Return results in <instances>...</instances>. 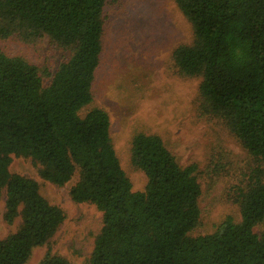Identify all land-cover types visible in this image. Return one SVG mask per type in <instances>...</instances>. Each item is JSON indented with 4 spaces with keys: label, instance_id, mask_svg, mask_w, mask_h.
I'll use <instances>...</instances> for the list:
<instances>
[{
    "label": "trees",
    "instance_id": "obj_1",
    "mask_svg": "<svg viewBox=\"0 0 264 264\" xmlns=\"http://www.w3.org/2000/svg\"><path fill=\"white\" fill-rule=\"evenodd\" d=\"M109 0H0V39L46 35L70 54L54 70L0 49V264H24L65 218L36 180L11 172L12 156L29 158L38 175L93 204L100 231L84 264H264V0H174L191 23L192 41L172 52L182 76L199 77V111L222 121L253 164L236 187L240 220L193 236L202 194L195 163L181 166L162 138L133 135L130 160L146 176L133 190L114 148L108 113L89 107L103 51ZM39 264H72L47 252Z\"/></svg>",
    "mask_w": 264,
    "mask_h": 264
},
{
    "label": "rangeland",
    "instance_id": "obj_2",
    "mask_svg": "<svg viewBox=\"0 0 264 264\" xmlns=\"http://www.w3.org/2000/svg\"><path fill=\"white\" fill-rule=\"evenodd\" d=\"M192 37L191 23L174 0H109L89 107H101L108 113L112 142L133 190H142L146 183L145 174L130 160L131 140L137 132L159 135L181 166L197 165L201 216L191 232L197 236L213 232L227 216L240 220L235 191L253 160L221 120L199 111L200 78L182 76L174 67L173 50L190 43ZM0 49L52 70L70 54L46 35L33 42L0 39ZM9 169L36 180L41 195L65 214L56 232L45 244L34 247L24 264H39L47 252L72 264H84L100 231L102 215L93 204L70 198L77 174L57 186L42 179L29 158L14 155ZM4 199L2 191L0 238L20 223V217L11 224L4 220ZM254 230L260 233L264 223Z\"/></svg>",
    "mask_w": 264,
    "mask_h": 264
}]
</instances>
